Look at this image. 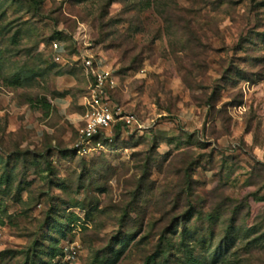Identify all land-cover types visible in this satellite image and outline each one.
<instances>
[{
	"label": "rangeland",
	"instance_id": "1",
	"mask_svg": "<svg viewBox=\"0 0 264 264\" xmlns=\"http://www.w3.org/2000/svg\"><path fill=\"white\" fill-rule=\"evenodd\" d=\"M91 58L141 128L79 155ZM160 250L264 264V0H0V264Z\"/></svg>",
	"mask_w": 264,
	"mask_h": 264
},
{
	"label": "built area",
	"instance_id": "2",
	"mask_svg": "<svg viewBox=\"0 0 264 264\" xmlns=\"http://www.w3.org/2000/svg\"><path fill=\"white\" fill-rule=\"evenodd\" d=\"M53 49L61 54L63 48L54 44ZM86 71L91 79L89 108L83 115V129L74 151L79 155L89 154L100 147L97 138L106 135L120 125L122 129L140 127L134 116L123 113L118 107L113 106L110 100V90L117 86L114 73L101 62L89 59L86 61Z\"/></svg>",
	"mask_w": 264,
	"mask_h": 264
},
{
	"label": "trees",
	"instance_id": "3",
	"mask_svg": "<svg viewBox=\"0 0 264 264\" xmlns=\"http://www.w3.org/2000/svg\"><path fill=\"white\" fill-rule=\"evenodd\" d=\"M122 130H123V129H122V127H121L120 125H116V127L112 130V132H113V131H115V132H120V131H122ZM102 137H103V136H102ZM102 137H99V138H97L96 140H98V139H100V138H102ZM160 253H161V250H160L157 254L151 256L150 258H148L145 264H157V263H158L157 259H158V257L160 256Z\"/></svg>",
	"mask_w": 264,
	"mask_h": 264
}]
</instances>
